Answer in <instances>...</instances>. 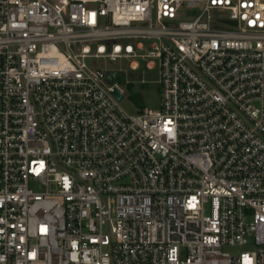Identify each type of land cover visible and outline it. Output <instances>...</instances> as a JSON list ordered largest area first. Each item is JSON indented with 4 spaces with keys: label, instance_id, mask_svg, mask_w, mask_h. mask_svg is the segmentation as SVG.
Segmentation results:
<instances>
[{
    "label": "built area",
    "instance_id": "obj_1",
    "mask_svg": "<svg viewBox=\"0 0 264 264\" xmlns=\"http://www.w3.org/2000/svg\"><path fill=\"white\" fill-rule=\"evenodd\" d=\"M0 264H264V0H0Z\"/></svg>",
    "mask_w": 264,
    "mask_h": 264
},
{
    "label": "rangeland",
    "instance_id": "obj_2",
    "mask_svg": "<svg viewBox=\"0 0 264 264\" xmlns=\"http://www.w3.org/2000/svg\"><path fill=\"white\" fill-rule=\"evenodd\" d=\"M103 68L126 71L121 73L117 79L125 91L124 98L120 101L121 106L131 114L148 108H159L161 106L160 87L156 82L158 71H149L145 67L132 70L127 63H99ZM36 189H42L39 185H32ZM246 246L226 245L224 250L230 253H240L246 250Z\"/></svg>",
    "mask_w": 264,
    "mask_h": 264
},
{
    "label": "water",
    "instance_id": "obj_3",
    "mask_svg": "<svg viewBox=\"0 0 264 264\" xmlns=\"http://www.w3.org/2000/svg\"><path fill=\"white\" fill-rule=\"evenodd\" d=\"M115 94L117 95V97L119 99H122L123 98V94H121L117 89L115 90Z\"/></svg>",
    "mask_w": 264,
    "mask_h": 264
}]
</instances>
